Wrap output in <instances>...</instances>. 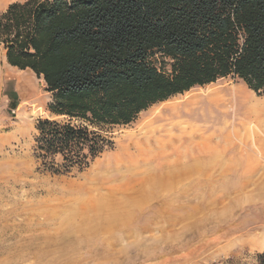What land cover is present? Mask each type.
I'll list each match as a JSON object with an SVG mask.
<instances>
[{
    "label": "rangeland",
    "instance_id": "374dc122",
    "mask_svg": "<svg viewBox=\"0 0 264 264\" xmlns=\"http://www.w3.org/2000/svg\"><path fill=\"white\" fill-rule=\"evenodd\" d=\"M11 1L23 0H0V12ZM49 102L42 78L8 65L0 47V264H257L264 243L226 235L264 218L258 199L234 193L264 167L263 153L234 132L264 95L230 76L175 94L112 128V147L67 174L43 170L34 155ZM197 164L202 171H192ZM164 173L165 189L135 194L141 177ZM96 197L125 205L91 208ZM113 210L125 217L105 227Z\"/></svg>",
    "mask_w": 264,
    "mask_h": 264
},
{
    "label": "trees",
    "instance_id": "16d2710c",
    "mask_svg": "<svg viewBox=\"0 0 264 264\" xmlns=\"http://www.w3.org/2000/svg\"><path fill=\"white\" fill-rule=\"evenodd\" d=\"M0 47L50 93L34 155L53 174L84 170L112 128L191 88L230 76L264 95V0L13 1Z\"/></svg>",
    "mask_w": 264,
    "mask_h": 264
},
{
    "label": "bare ground",
    "instance_id": "6f19581e",
    "mask_svg": "<svg viewBox=\"0 0 264 264\" xmlns=\"http://www.w3.org/2000/svg\"><path fill=\"white\" fill-rule=\"evenodd\" d=\"M207 86H210V84L207 85ZM251 109H253V117L250 120V122L246 123V122L242 121L239 124L240 125V129L236 130L234 132L236 134H238V133L242 134V132L245 133L246 138L239 137V139H238V140H240L239 142H241V140L242 141L245 140L248 143V141L250 139L252 141L253 146L258 149V153L261 152L264 155V107L263 106H259V104L253 102V104L251 106ZM230 148H231L230 146L227 147L225 149V151L227 152ZM261 153H260V155H262ZM221 154H223V153H221ZM239 158H241V157H239ZM215 160H216V157H215ZM240 164L241 163H239L237 166H240L241 168L246 167L245 165L241 166ZM193 167L194 168L192 169V171H195V172H197L199 170L200 171L203 170V168L199 167L198 164L193 166ZM232 168H233V166H232ZM250 169H253V167L250 168ZM186 171H187V169H186ZM186 171H185V173H187ZM180 172L178 173V176H179L178 179H180L181 177H184V175L181 174ZM223 172L221 171V174ZM254 172H256L254 174L256 176V178L253 179L251 177H247L241 184L238 185L239 187L236 188L237 190L234 191V193H235V195H237L236 197H238V196L241 197L243 195V198H248V197L249 198L250 197L256 198V199H258L257 204L258 205L261 204L260 206H264V204H262V201L264 199V167H263V165L257 163V165H255ZM148 174H150V173H148ZM187 175H188V173H187ZM227 175H231L229 170H228ZM141 176H142V174H141ZM167 180H170V179H169L168 174H166V173H164V174H153L152 176H147V177L145 176L143 178L141 177L140 180H137L131 186L133 188H135L134 189V190H136L135 194L138 197H140V196H142L143 193H146L147 191H149V192L151 191L152 192L154 190L161 191V190L165 189V187H166V185L168 183ZM108 182H109L108 180H103L101 182V184H100V187L99 186L98 187L99 188H103L105 184H108ZM169 185H172V184L169 183ZM248 185H252L253 189L252 190H244V188L246 186H248ZM105 188H106V190L108 192L107 195L110 197L112 195L111 194L112 190L109 189L110 188L109 186H107V187L105 186ZM84 189L86 190V192H92L94 190V188L92 186H87ZM252 191H253V193H252ZM93 199L96 200L97 202L91 204V208H95V209L96 208L97 209L105 208L106 205H103L102 202L98 201L99 199L97 197L93 198ZM101 199L102 198H100V200ZM104 200H105V198H104ZM115 200H116L115 202L112 200L113 202H111V205L106 206V208L111 209V210L112 209H116L117 210V208L122 207L123 205H125L124 203H122V200L120 202H119V199H118V201H117V199H115ZM85 201H86V199H85ZM89 205L84 207L85 210L86 209H91ZM260 210H262V209H260ZM124 215L125 214H117L116 211L113 210L112 212H110L108 214V216L103 218L104 223H105V227H109L111 224L119 222L122 218L125 217ZM219 219L222 220L223 218L220 217ZM227 232L228 233H227L226 236H231V238H236V237L240 238L241 236H243L245 238L244 240H247L248 242L254 243V244L258 245V246H262L263 243H264V218L263 217H261L259 219L257 218V220L254 221L251 225L239 224L238 226H235L234 229H232L230 231H227ZM258 239L260 240V242L256 243L255 241L258 240Z\"/></svg>",
    "mask_w": 264,
    "mask_h": 264
},
{
    "label": "crops",
    "instance_id": "0c3cea01",
    "mask_svg": "<svg viewBox=\"0 0 264 264\" xmlns=\"http://www.w3.org/2000/svg\"><path fill=\"white\" fill-rule=\"evenodd\" d=\"M11 2H13V1H11ZM31 72V71H30Z\"/></svg>",
    "mask_w": 264,
    "mask_h": 264
}]
</instances>
